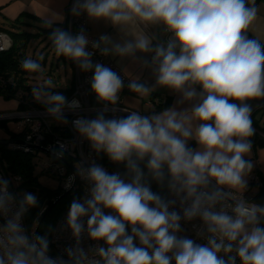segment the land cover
<instances>
[{
    "label": "clouds",
    "instance_id": "9594fccd",
    "mask_svg": "<svg viewBox=\"0 0 264 264\" xmlns=\"http://www.w3.org/2000/svg\"><path fill=\"white\" fill-rule=\"evenodd\" d=\"M71 14L104 20L132 37L117 42L105 34L89 41L83 29L73 35L60 27L48 37L58 56L93 72L91 89L105 103L95 118L73 120L75 130L97 153L124 163L128 178L95 162L77 165L73 179L78 175L89 187L82 201L74 198L69 206L66 225L77 243L65 250L67 259L51 258L48 237L23 226L28 210L38 206L37 197L25 192L17 199L9 181L0 179V264H236L237 257L241 264H264V227L259 226L264 206L242 196L253 168L244 157L254 134L252 109L244 101L264 97V43L247 36L257 15L255 0H74ZM57 20L46 19L44 26L52 28ZM153 26L171 33L166 43L153 44L147 33ZM89 45L103 56L151 53L143 63L152 69L155 85L132 79L130 91L144 96L157 86L167 87L195 103L185 110L131 111L106 119L107 105L118 102L124 81L111 68L93 63ZM21 67L41 71V64L30 58ZM51 85V80L33 85L32 96L45 105L47 116L67 123L65 109L75 111L79 101H69ZM191 139L198 148L188 146ZM145 160L153 180L163 184L167 176L182 215L170 211L175 200L152 191L140 167ZM197 217L209 234L206 245L177 236L182 219ZM85 232L104 246L80 247Z\"/></svg>",
    "mask_w": 264,
    "mask_h": 264
},
{
    "label": "built area",
    "instance_id": "2783aa9c",
    "mask_svg": "<svg viewBox=\"0 0 264 264\" xmlns=\"http://www.w3.org/2000/svg\"><path fill=\"white\" fill-rule=\"evenodd\" d=\"M74 0H71L69 5V14L65 21V31L71 34H77L81 29L84 30L89 41H96L103 34L95 35L90 30L89 18L86 14H81L80 16H73L71 14V8L73 6ZM171 34V33H169ZM13 45L12 36L4 30H0V52L9 50ZM88 51L94 52L91 59L93 63H101L113 71L117 72L124 81V87L119 93V100L115 105L108 104V111L104 112L106 119L111 118H122L126 117L131 111H137L141 115H145L142 110L129 107L123 102V95L125 93H134L128 88V84L131 79H129L123 72L122 68L118 65L116 60L108 56H103L98 50H93L91 45L88 47ZM73 71H74V90L72 94L67 98L69 101L75 99L79 101L80 107L75 111L65 109V116L67 118V123H60L52 119L45 114V107H38L31 104L29 101H23L22 97L24 95L23 90L18 91V99L27 105L25 109H17L12 112H0V130H3L8 134V139L0 140H11L7 147L14 150H23L25 152L37 155L40 150H36L35 147H43L48 151H51L52 159L49 163H42L41 167L43 172L49 173L56 176L59 181L60 196L64 193H74L78 192L76 199L83 200L88 192V184L86 181L82 180L78 175L73 179V175L76 172L77 165L83 164L84 166L90 165L92 162L105 168L110 174L120 173L126 179V166L124 163L112 162L109 157L104 152L97 153L90 146V143L79 136L75 130L72 121L84 117L87 119H93L97 116L98 112L105 108V103L100 102L97 99L96 94L91 89V77L93 75L92 71L83 72L77 66V64L72 61ZM94 99L97 102H94ZM151 103H158L159 99H152ZM115 109V110H113ZM6 123L7 128L3 126ZM258 132V130H256ZM16 135V136H13ZM255 145V143H253ZM63 146V148L61 147ZM62 153V154H61ZM67 157L69 163H64V159ZM260 172L254 170L249 173V181L247 183L246 190L242 193L243 198L249 203H255L253 193L254 185L259 187L264 184V180L261 178ZM0 179L9 181V191L16 195L17 199L21 196L20 194V184L23 179L18 174H13L8 170V164L2 159L0 155ZM71 183V187L66 186ZM214 183V182H213ZM227 191V189H225ZM66 194V195H67ZM65 195V196H66ZM58 196V198L60 197ZM64 198V197H63ZM166 200H175L176 203L170 208V211L175 210L181 215L182 207L180 204V199L177 198L171 192H168ZM229 203H233L229 201ZM187 206V205H185ZM220 205L216 206V211L220 210ZM48 203L45 202L42 206L39 214L30 224L26 217L23 218V226L31 234L35 233L39 235V228L41 226V221L38 218L47 210ZM69 207L65 209L63 214L56 218L54 227L49 232V252L48 255L51 258L63 257L67 259L66 249L76 245V240L72 236L71 230L68 229L66 225V218ZM229 214L231 210L227 209ZM106 214H110L111 210L105 209ZM3 217H0V223H3ZM261 222V221H260ZM40 223L39 228L37 225ZM86 224V218H85ZM181 230L177 233L179 238H189L192 239L196 244L206 245L209 234L206 231V227L203 221L197 217L190 221L182 219L180 221ZM130 231V229H129ZM138 244V241L136 242ZM79 246L84 248L86 251L90 248L96 246H104L103 241H92L85 232L81 239ZM171 255V253H169ZM223 258L227 259L223 253L220 254ZM232 255H235L233 253ZM172 264H175L173 261ZM236 264H241L239 257L236 258Z\"/></svg>",
    "mask_w": 264,
    "mask_h": 264
},
{
    "label": "crops",
    "instance_id": "0c3cea01",
    "mask_svg": "<svg viewBox=\"0 0 264 264\" xmlns=\"http://www.w3.org/2000/svg\"><path fill=\"white\" fill-rule=\"evenodd\" d=\"M70 2L71 0H0V25L3 27H10L13 30L25 29L32 32L41 31L43 37L47 38L55 27H60L64 30L65 21L69 14ZM255 7L257 8V15L248 29L247 36L250 39H258L261 43H264V2L257 4ZM51 17L58 19L57 22L53 24L52 28L45 27V20ZM89 23L90 30L95 35L106 34L111 36L113 40L117 42H123L124 39H132L131 36H124V34L121 33L118 28L113 27L109 22L104 20L94 21L89 19ZM47 29H49V31ZM147 33L154 37V45L156 43H166V41L171 36V34L163 30L162 26L150 27L147 29ZM47 50L46 53H44L41 57V60L38 59V56L36 58V60L40 61L44 66H48L47 60L49 55H52L50 52L47 53ZM57 56L58 55H54L55 60ZM110 56L116 60L118 65L122 68L123 72L129 79H137L149 87L155 85V76L152 69L150 67H146L143 63L144 59L149 61L151 60V53L137 52L135 54L137 58L119 57L115 55ZM59 57L60 59L64 58L63 56ZM69 63L71 64L70 59ZM53 66L54 64L51 63L52 68ZM71 67L73 69L72 64ZM52 68H50V70L47 72V70H43L44 68L42 67V72L38 75L43 73L49 77L55 73L53 72ZM196 90L197 92L200 91L199 85L196 86ZM57 92H59V90ZM156 98L159 99L158 103L150 102L152 99ZM94 102L96 103L97 100L94 99ZM123 102L129 107L142 110L145 115L159 113L170 107L177 108L178 110L190 109L195 103V101H184L181 93L175 92L167 87L160 86L155 87L149 95L141 96L136 93H125L123 95ZM230 102L237 104L241 103L240 101L235 100H230ZM244 103L250 105L252 109L251 120L254 134L249 138L250 142L252 146L253 143L256 144V142H259V144H264V97L250 99L244 101ZM256 130H258V132ZM188 146L192 147L193 149L198 148V145L194 139L188 141ZM255 152L257 154L260 153V151H256V149ZM244 158L246 160H251V152ZM254 166L255 165H253L252 169L263 172L258 160H256V168ZM250 172H252V170ZM245 178H247V182L248 175Z\"/></svg>",
    "mask_w": 264,
    "mask_h": 264
},
{
    "label": "trees",
    "instance_id": "16d2710c",
    "mask_svg": "<svg viewBox=\"0 0 264 264\" xmlns=\"http://www.w3.org/2000/svg\"><path fill=\"white\" fill-rule=\"evenodd\" d=\"M261 2H264V0H255V6ZM0 30L7 31L13 38L12 47L9 50L0 52V94H3L7 97L18 98V91L23 90V101H29L31 104L38 107H45L44 104L37 102L33 98L31 93L32 86L28 84L30 78L36 77L39 73L42 72V70L39 73H28L21 67L23 60L29 58L28 51L31 42L35 39H38V37L42 34L41 31L32 32L25 29L13 30L10 27H3L1 25ZM47 30L49 31V29ZM52 90L54 92H57L55 88H52ZM73 90L74 82L70 87L60 88L59 93L68 98L72 94ZM26 107L27 105L25 103H19L20 109H25ZM3 126L7 128L6 123H3ZM0 155L2 159L8 164V170H10L13 174H18L22 177L23 182L20 184V186L37 182V178L34 173L36 168V163L34 162L35 154H31L23 150H14L7 147L5 144L0 143ZM64 163H69V159L67 157H65ZM142 164L146 166V160L140 163V167H142ZM145 180L150 185L153 192L158 193L157 189L159 188H168L167 176L163 184H160L157 181L153 180L147 172V174L145 173ZM60 194L61 193L59 187L54 190L41 188L38 206L30 208L25 214L27 221L31 224L39 214L44 203H48L47 210L38 218L39 222L41 221V226L38 232L39 235L45 233V222L52 215L54 208L59 205L65 198L72 202V200L74 198H77L78 196V192L68 193L55 205L52 210L48 212V209L53 205ZM254 201L257 204L264 206V184L260 186L259 192L254 197ZM259 226L264 227V218L261 219Z\"/></svg>",
    "mask_w": 264,
    "mask_h": 264
},
{
    "label": "rangeland",
    "instance_id": "374dc122",
    "mask_svg": "<svg viewBox=\"0 0 264 264\" xmlns=\"http://www.w3.org/2000/svg\"><path fill=\"white\" fill-rule=\"evenodd\" d=\"M42 33V32H41ZM48 47V50H47ZM50 52L52 55H49V58L47 60L48 66H44L41 64V69L42 67L44 68L43 70H47V72L51 68V63L54 64L52 70L53 75L49 76L46 74H41L36 77L30 78L28 81V84L31 86L36 85V84H41L44 83L46 84L47 81L51 80L52 81V88H55L56 91H58L60 88H67L72 85L74 82V72L71 67V64L69 63V59L64 57L63 59H60L59 56H57L56 60L54 58V55H57L55 53V50L53 48L52 42L49 40L47 37H43V34H41L37 40H33L30 44L29 51H28V56L30 59L36 60L37 56L39 57L38 59L41 60V57L43 56L44 53ZM47 55V54H46ZM40 62V61H38ZM41 63V62H40ZM45 72V73H47ZM19 99L15 97H7L3 94H0V112H12L16 111L19 109ZM8 139V134L4 132L3 130H0V139ZM259 150L260 153L257 154L255 152ZM52 157L51 154L40 151L37 155L34 156V162L36 163V168H35V176L37 178L36 183L32 184H25L20 186V194L22 195L25 192L32 193L37 197V200L39 201V194H40V189L41 188H46V189H57L59 187L60 181L56 176H53L49 173H45L42 170L41 164L42 163H49L51 161ZM251 162L253 165L256 166V160H258L259 165L261 166L263 172H260L261 178L264 180V144H259V142H256L255 145L252 146L251 148ZM249 160V159H248ZM142 169L145 171L147 174V168L144 164L141 165ZM254 166V167H255ZM256 168V167H255ZM256 170V169H252ZM247 180V178H245ZM248 181H249V174H248ZM247 181V182H248ZM260 187L258 185H254L253 187V193L256 195L259 192ZM158 194H160L163 198H166L169 192V189H162L159 188ZM71 202L65 198L59 205H57L53 212L52 215L47 219L45 222L44 228H45V233L41 235H46L49 240V232L50 230L54 227L56 218L63 214L65 209H67L70 206Z\"/></svg>",
    "mask_w": 264,
    "mask_h": 264
},
{
    "label": "water",
    "instance_id": "95a60500",
    "mask_svg": "<svg viewBox=\"0 0 264 264\" xmlns=\"http://www.w3.org/2000/svg\"><path fill=\"white\" fill-rule=\"evenodd\" d=\"M105 118H106V116H105ZM10 142H11V140H0V143H2V144H5V145H9L10 144ZM35 149L36 150H40V151H44V152H47V153H49V154H53L51 151H48L47 149H45V148H43V147H35ZM67 193H64V194H62L59 198H57L56 200H55V202L53 203V205L48 209V212L50 211V210H52L54 207H55V205L66 195ZM39 226H40V223L37 225V229L39 228Z\"/></svg>",
    "mask_w": 264,
    "mask_h": 264
}]
</instances>
